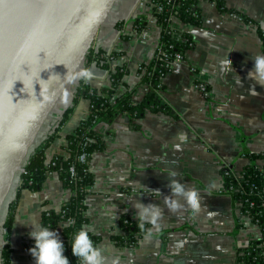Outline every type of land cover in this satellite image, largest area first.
Segmentation results:
<instances>
[{
    "label": "crops",
    "instance_id": "1",
    "mask_svg": "<svg viewBox=\"0 0 264 264\" xmlns=\"http://www.w3.org/2000/svg\"><path fill=\"white\" fill-rule=\"evenodd\" d=\"M222 2L232 12L220 10L210 0H196L201 14L199 25L178 18L171 21L173 36L189 33L194 46L183 58L173 61L162 77L161 97L169 113L147 111L132 120L118 114L111 123L96 126L104 135L105 148L95 152L88 164L93 184L84 198L88 219L83 227L99 237L96 245L104 249L106 264L112 257L119 258L121 264H236L237 250L260 237L259 226L226 191L222 168H243L250 163L246 153L259 154L257 162L264 166V87L246 78L253 67L252 56L264 55V0ZM137 18L146 20L139 32L134 26ZM159 35L149 0H115L94 38L95 48L118 53L112 65L125 66L127 72L117 92L133 89L135 102L146 91L138 68L152 59ZM226 56L234 72L224 74L220 61ZM87 69L92 73L88 80L91 87L100 89L110 84L106 69L95 64ZM196 80L207 90L197 88ZM77 84L71 83L63 91L35 139L33 147L55 133L45 150V162L63 150L67 135L88 114V98L78 97L73 105ZM251 85H255L258 95L249 93ZM170 171L178 173L176 179L185 185L200 190L208 206L206 212L194 216L187 206L177 213L168 211L164 198L170 193ZM17 186L16 181L0 213V245L6 242L3 223L8 206L16 200L7 241L12 249L11 261L35 264L25 247L27 242H34L29 236L31 224L44 226L42 213L58 211L72 193L56 173L48 176L38 190L17 191ZM145 188L159 189L162 196L155 197ZM132 200L159 204L164 219L153 242L144 243L143 233L137 232L134 246H122L111 236L123 232V216L139 223ZM48 228L56 230L62 239L61 224Z\"/></svg>",
    "mask_w": 264,
    "mask_h": 264
},
{
    "label": "trees",
    "instance_id": "2",
    "mask_svg": "<svg viewBox=\"0 0 264 264\" xmlns=\"http://www.w3.org/2000/svg\"><path fill=\"white\" fill-rule=\"evenodd\" d=\"M153 7V14L157 25L160 27V35L155 53L148 64L142 65L144 71L140 72V82L147 87L143 98L139 102L132 99L133 89H126L122 93L117 92L127 72L125 66L112 65L118 53L107 52L101 48L90 46L83 60V68L89 64H95L106 69L109 73L110 84L107 87L95 89L88 81L79 80L75 88L73 105L78 97L89 100V111L74 131L67 135L66 145L60 153L45 162V150L51 143L55 133H51L40 144L31 148L23 162V171L18 175L20 183L17 191L21 189L38 190L44 180L56 173L63 185L71 190V196L58 211L47 210L42 213L41 222L44 226H62V242L65 246L64 255L70 264H81L72 254L71 240L88 217L86 216L85 195L93 184V174L89 169V161L95 152L104 150V135L98 132L96 126L99 123H111L118 114H126L131 120L141 117L145 112L169 113L170 108L163 101L162 77L170 69L176 54L181 58L187 50L194 46V41L189 33L173 36L171 21L178 18L190 25L201 23V14L196 7V0H149ZM213 1V0H210ZM220 10L227 9L222 0H215ZM160 7V8H159ZM146 25L144 18L135 21L136 31H141ZM72 107L63 113V122ZM134 126V122L131 123ZM85 154L84 159L80 155ZM250 163L236 170L230 166L222 168L224 187L236 202L240 210L247 214L260 228V237L253 240L248 246L240 248L236 252V264H264V166L257 162L259 154L246 153ZM72 168V170H70ZM16 200L8 206V211L3 223L6 229V242L1 250L2 264H12V249L9 246L8 237L14 218ZM122 233L112 235V240L122 246H134L136 233L141 232L138 223L123 216L120 221ZM96 245L99 237L89 233ZM34 246V242H27L26 249ZM30 258H33L29 254Z\"/></svg>",
    "mask_w": 264,
    "mask_h": 264
},
{
    "label": "water",
    "instance_id": "3",
    "mask_svg": "<svg viewBox=\"0 0 264 264\" xmlns=\"http://www.w3.org/2000/svg\"><path fill=\"white\" fill-rule=\"evenodd\" d=\"M114 1L0 0V213L69 85L62 80L67 68L79 70ZM33 80L49 91L39 96L36 83L33 94Z\"/></svg>",
    "mask_w": 264,
    "mask_h": 264
},
{
    "label": "clouds",
    "instance_id": "4",
    "mask_svg": "<svg viewBox=\"0 0 264 264\" xmlns=\"http://www.w3.org/2000/svg\"><path fill=\"white\" fill-rule=\"evenodd\" d=\"M252 60L254 61L253 67L248 71L246 78L255 81V84H258L261 87H264V55L256 54L255 56H252ZM220 66V70L224 74L234 72V69L232 68V61L227 56L225 59L220 61ZM91 76L92 73L87 68H81L78 71H70L67 68V72L62 80L71 84L79 80L88 81L91 79ZM237 78L238 84H240L241 81L239 77ZM36 83L39 84V96L49 91V88L42 89L39 81L33 80L31 84L33 94L37 95L34 88V84ZM24 88L25 84L23 83L22 89ZM249 93L251 95L259 94L256 91L255 85H251L249 87ZM65 95L67 96V93H65ZM44 98L48 99L50 97L45 96ZM177 175L178 173L175 171L169 172L170 179L167 187L170 189V193L164 198V203L168 211L171 213H177L187 206L194 216H199L201 213L206 212L208 210V206L204 202V197L200 190L195 187L185 185L180 180L176 179ZM133 184L143 187L139 181H133ZM210 186L214 187V183ZM146 190L153 193L155 197L162 196L159 189ZM180 198H182L184 202L183 204L181 203ZM132 205L136 209L135 218L139 222L138 227L141 233H143V242H153L154 233L159 232L162 227L164 209H162L157 203L144 204L139 200H132ZM115 212L116 205L113 204V220L116 219ZM0 227H2V225H0ZM3 231L6 232V229H3ZM90 231L91 230L87 227H81L73 234V238L71 240L72 254L77 257L79 261H81V264H106L107 258L104 255V249L93 243L89 236ZM29 236L34 240V246L29 248L28 251L33 257L35 264H70L68 258L64 255V243L56 230L41 226L38 223L31 224ZM0 247H3V245H0ZM110 264H121V261L117 257H112Z\"/></svg>",
    "mask_w": 264,
    "mask_h": 264
},
{
    "label": "built area",
    "instance_id": "5",
    "mask_svg": "<svg viewBox=\"0 0 264 264\" xmlns=\"http://www.w3.org/2000/svg\"><path fill=\"white\" fill-rule=\"evenodd\" d=\"M212 2L216 5L215 0H213ZM180 59H181L180 55L179 54H176L173 61L180 60ZM138 71L143 72L144 71V67L142 65H140L139 68H138ZM195 86L197 88H199L201 91H206L207 90V87L205 86V84L202 83L199 80H196L195 81ZM144 87H145V90H147V87L145 85H144ZM84 157H85V154H81L80 155V159H84ZM70 170H72V168ZM17 183H18V185L20 183L19 177H18Z\"/></svg>",
    "mask_w": 264,
    "mask_h": 264
},
{
    "label": "rangeland",
    "instance_id": "6",
    "mask_svg": "<svg viewBox=\"0 0 264 264\" xmlns=\"http://www.w3.org/2000/svg\"><path fill=\"white\" fill-rule=\"evenodd\" d=\"M18 184V183H17Z\"/></svg>",
    "mask_w": 264,
    "mask_h": 264
}]
</instances>
